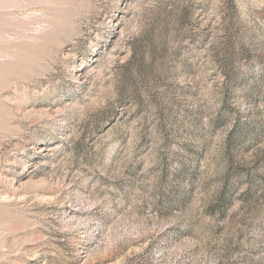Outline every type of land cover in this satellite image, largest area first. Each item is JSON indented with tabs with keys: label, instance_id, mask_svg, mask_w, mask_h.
<instances>
[{
	"label": "rangeland",
	"instance_id": "1",
	"mask_svg": "<svg viewBox=\"0 0 264 264\" xmlns=\"http://www.w3.org/2000/svg\"><path fill=\"white\" fill-rule=\"evenodd\" d=\"M0 264H264V0H0Z\"/></svg>",
	"mask_w": 264,
	"mask_h": 264
}]
</instances>
